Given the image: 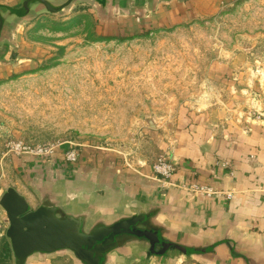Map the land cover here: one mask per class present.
<instances>
[{"label": "rangeland", "instance_id": "obj_1", "mask_svg": "<svg viewBox=\"0 0 264 264\" xmlns=\"http://www.w3.org/2000/svg\"><path fill=\"white\" fill-rule=\"evenodd\" d=\"M148 1L102 9L82 0L16 21L8 64L0 59L8 181L24 158L76 163L85 149L162 180L160 163L175 167L169 141L185 133L264 132V0H180L178 13Z\"/></svg>", "mask_w": 264, "mask_h": 264}, {"label": "crops", "instance_id": "obj_2", "mask_svg": "<svg viewBox=\"0 0 264 264\" xmlns=\"http://www.w3.org/2000/svg\"><path fill=\"white\" fill-rule=\"evenodd\" d=\"M20 1L0 0V6ZM182 3L142 5L178 13ZM125 4L141 3L109 0L107 8ZM11 29L3 32V65L12 54ZM234 132L229 140H210L203 131L199 140L185 133L169 141L175 166L169 179H156L153 170L135 173L90 149L76 163L64 155L52 162L24 158L16 181L0 169V197L13 190L24 202L20 240L88 239L77 250L49 238L19 251L7 237L0 264H264V132ZM220 160L229 168L218 166Z\"/></svg>", "mask_w": 264, "mask_h": 264}, {"label": "water", "instance_id": "obj_3", "mask_svg": "<svg viewBox=\"0 0 264 264\" xmlns=\"http://www.w3.org/2000/svg\"><path fill=\"white\" fill-rule=\"evenodd\" d=\"M77 1L82 0H24L21 4L15 7H3L0 6V46L2 45L3 32L6 27H14L17 20L28 18L29 16H37L42 13L45 14H61L67 8ZM94 2L99 8H107L109 0H83ZM143 0H137L142 3ZM12 30V29H11ZM1 205L6 210L10 227L7 231V237H9L15 249L23 251L30 247H36L40 242L49 238H55L65 245L71 246L74 250L81 244H85L88 239H69L59 234H44L40 238L31 241H22L16 235V229L22 224V218L19 214L25 211L24 202L20 199L17 193L13 190L4 194L1 199Z\"/></svg>", "mask_w": 264, "mask_h": 264}, {"label": "built area", "instance_id": "obj_4", "mask_svg": "<svg viewBox=\"0 0 264 264\" xmlns=\"http://www.w3.org/2000/svg\"><path fill=\"white\" fill-rule=\"evenodd\" d=\"M42 153V151H41ZM68 160L69 161H75L76 160V154H70L68 156ZM159 171L163 172V175L165 176L166 179H169L171 177V175L173 174L174 167H172L170 164L168 163H160V166L158 167ZM7 237V226L5 225V223L0 222V244L3 243V241L6 239Z\"/></svg>", "mask_w": 264, "mask_h": 264}]
</instances>
